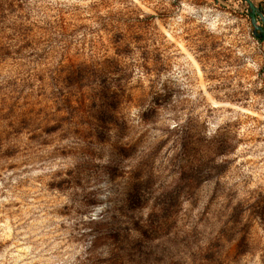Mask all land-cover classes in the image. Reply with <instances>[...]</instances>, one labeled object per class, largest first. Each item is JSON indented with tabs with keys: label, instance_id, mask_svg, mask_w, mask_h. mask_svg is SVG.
Listing matches in <instances>:
<instances>
[{
	"label": "rangeland",
	"instance_id": "rangeland-1",
	"mask_svg": "<svg viewBox=\"0 0 264 264\" xmlns=\"http://www.w3.org/2000/svg\"><path fill=\"white\" fill-rule=\"evenodd\" d=\"M240 7L0 0V264H264Z\"/></svg>",
	"mask_w": 264,
	"mask_h": 264
},
{
	"label": "water",
	"instance_id": "water-1",
	"mask_svg": "<svg viewBox=\"0 0 264 264\" xmlns=\"http://www.w3.org/2000/svg\"><path fill=\"white\" fill-rule=\"evenodd\" d=\"M227 2V0H224ZM241 3L242 11L249 21L253 37L264 42V0H233Z\"/></svg>",
	"mask_w": 264,
	"mask_h": 264
},
{
	"label": "trees",
	"instance_id": "trees-1",
	"mask_svg": "<svg viewBox=\"0 0 264 264\" xmlns=\"http://www.w3.org/2000/svg\"><path fill=\"white\" fill-rule=\"evenodd\" d=\"M255 38V37H254ZM257 41H259V42H261V40H259V39H257V38H255Z\"/></svg>",
	"mask_w": 264,
	"mask_h": 264
}]
</instances>
